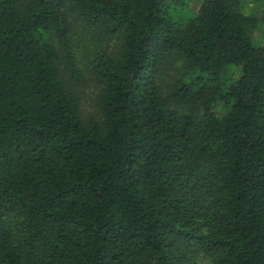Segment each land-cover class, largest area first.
Here are the masks:
<instances>
[{
  "label": "trees",
  "instance_id": "1",
  "mask_svg": "<svg viewBox=\"0 0 264 264\" xmlns=\"http://www.w3.org/2000/svg\"><path fill=\"white\" fill-rule=\"evenodd\" d=\"M0 264H264V8L0 0Z\"/></svg>",
  "mask_w": 264,
  "mask_h": 264
},
{
  "label": "rangeland",
  "instance_id": "2",
  "mask_svg": "<svg viewBox=\"0 0 264 264\" xmlns=\"http://www.w3.org/2000/svg\"><path fill=\"white\" fill-rule=\"evenodd\" d=\"M197 1H198V0H190L191 4H193V5H195V4L197 3ZM247 1L249 2V5H250V6H252L253 8H255V11H256L258 14H262V10H263V8H264V5H263L264 3H263L262 1L256 2L258 6L256 5L255 2H252V0H247ZM85 91H86V93H87V92L90 93L91 88H90V87H86V88H85Z\"/></svg>",
  "mask_w": 264,
  "mask_h": 264
}]
</instances>
